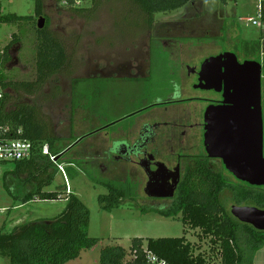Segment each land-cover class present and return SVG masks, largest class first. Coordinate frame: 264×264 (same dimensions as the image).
Here are the masks:
<instances>
[{"label": "rangeland", "instance_id": "rangeland-1", "mask_svg": "<svg viewBox=\"0 0 264 264\" xmlns=\"http://www.w3.org/2000/svg\"><path fill=\"white\" fill-rule=\"evenodd\" d=\"M225 1L228 4L226 9L230 13V20L236 28L229 33L231 29L224 25L227 23L226 17L225 19L220 18L224 21H221L222 28L219 33L213 32L212 27L209 32H204L205 27H201L195 36L191 37L192 35H190L188 38L190 45L183 49V56L187 60L192 58L202 60L223 51H231L244 56L245 47L243 45H252V41L261 38V28L245 21L249 18L258 21L260 0ZM197 4L208 8L212 14L216 13L212 10L214 3L211 0H197ZM2 7L3 15L15 14L35 17L33 0H4ZM176 15V12L157 14L155 22H160L158 27L149 28L142 13L128 0H101L100 7L92 18L78 17L58 4L56 0H44L43 17L48 20L46 21L47 28L65 46L69 64L60 75L52 76L47 84L36 92L28 94L25 90H9L8 93L12 97L10 107L13 108L20 104L41 105L51 103L52 105L58 104V106L59 104H67L68 108L71 76L83 75L87 72L86 67L89 59L126 58L141 55L147 50L146 45L149 44L151 38L157 37L156 31L166 34L168 28L163 24L170 22V20L174 21ZM217 18L219 19L218 15ZM37 22H26L20 25L0 24V77L5 81L34 82L36 80ZM227 33L231 36L226 35ZM158 35L161 34L158 33ZM234 38L237 39L234 40ZM13 39H16L15 43L9 50H6ZM239 42L242 46L239 45ZM5 52L10 57L8 61L4 60ZM60 81L65 85L60 87L57 93H54V88ZM95 85L101 86L104 90L103 84L96 81L80 82L78 88L87 87L91 91ZM109 85L111 89H108L100 97V102L91 111L93 113H90L88 121V113L79 114V119H83V122H78L75 135L71 134L73 138L92 131L93 128L98 127L97 123L99 122L100 124L106 123L105 118L110 121L115 120L134 110L133 106L140 98L138 91L134 93V84L114 82L109 83ZM53 93L57 98L56 101L49 98ZM189 93L193 94L192 91ZM41 113L45 114V120L52 130L55 129L54 117L59 114L62 115L63 121L56 136L59 138V147L65 150L72 137L69 132L70 123L66 122L68 112H61L59 106L58 110L54 109L50 112L45 108ZM129 123L132 122L129 120L110 128L107 130L108 135L105 132L91 135L83 141L81 146L90 143L91 146H95L94 149H97L102 142L110 145L113 137L118 136L122 127H126ZM59 162L58 165L63 167L64 172L62 173L57 166L58 172L56 171L55 181L52 187L46 190L61 192L64 198L69 197L70 193L77 196L90 212V236L101 240L97 247L84 251L79 259L68 264H100L101 249L107 246L125 248L128 252L127 260H131L130 250L134 239L139 238L146 241L147 239L181 238L184 236L195 246L197 254L202 253L206 256L209 264H221L218 251H212L210 240L200 239V230L188 228L179 218H165L151 211L150 204L145 198L144 173L138 168L131 166L119 174L112 171L104 174L97 168L81 166L77 162L75 149L69 152L65 150L64 156ZM10 169H13L11 165L0 166V230L8 219L11 220L6 223L5 231L11 232L18 225L41 219H51L62 213L67 203L65 200L55 202L34 200L28 204L17 202L14 197L20 191L13 192L12 197L3 185V174ZM224 175L230 183H236L234 177L228 173H224ZM8 181L12 188L16 189L17 181L12 177H9ZM102 183L118 187L123 192L119 207L112 211H105L99 204V197L109 194V189ZM222 200L232 214V207L238 205L233 202L231 193L225 191ZM254 259L253 264H264V246L255 254ZM0 264H11V262L7 257L0 255Z\"/></svg>", "mask_w": 264, "mask_h": 264}, {"label": "flooded vegetation", "instance_id": "flooded-vegetation-1", "mask_svg": "<svg viewBox=\"0 0 264 264\" xmlns=\"http://www.w3.org/2000/svg\"><path fill=\"white\" fill-rule=\"evenodd\" d=\"M211 1L214 3L212 10L216 12L215 14L210 13L208 8L200 6L201 4L198 5L197 0L175 11L177 15L174 21L170 20L163 24L168 28L166 34L156 31L157 37L151 38L146 45L147 50L141 55L89 59L87 72L83 75L71 74L69 107L67 108V104H59L61 112H68L66 122L70 123L69 132L72 136L71 134L75 135L78 122H83V119H79V114L88 113V121L90 113H93L91 111L98 106L100 97L111 89L109 83L134 84V93L138 91L140 94L139 100L133 106L134 110L115 120L110 121L105 118L106 123L103 124L98 120V127L93 128L92 131L75 138L72 136L65 150L69 152L75 149L77 162L81 166L97 168L104 174L111 171L119 174L131 166L138 168L144 173L145 198L151 210L170 207L177 198L181 186L186 182L188 174L197 167L201 171H211L225 178L224 173H228L236 182L247 184L236 179L227 169L222 156L227 155L225 141H229L230 134L237 133V126H232V123L237 122L239 118H247L248 115L245 114L249 111H239L238 108L225 104V98L229 95L228 100L235 101L233 92L236 82L221 74L218 66H205L206 61L211 57L231 51H223L202 60L194 58L187 60L183 56V49L190 45L188 38L190 35L195 36L201 27H205L204 32H209L212 27L213 32L219 33L222 28L221 21H224L220 18L226 17L227 23L224 24L226 28L231 30L236 28L230 20V13L227 12V2ZM211 16L213 18L209 19ZM159 23L155 22L154 18L153 23L148 24V27L156 28ZM260 28L261 38L252 41V45H243L244 56L236 55L240 64L245 61H257L262 64L261 107L264 156V21ZM239 45L242 46L240 42ZM137 53L139 54L138 51ZM227 67L229 68L228 65ZM83 81L101 82L104 90L98 85L93 86L91 91L87 87L79 89V84ZM63 85L65 83L61 81L57 83L54 93H57ZM190 91L193 92L192 95ZM54 93L49 97L52 101L57 100ZM31 106L41 111L46 108L50 112L59 109L58 104L51 103ZM62 118L61 114L54 117L55 133L62 124ZM129 120L132 123L122 127L121 132L113 137L110 145L102 142L97 149H94L95 146H91L90 143L81 146L89 136L99 132L108 135L107 130ZM215 123L218 127L214 129ZM210 154L217 156L211 157ZM151 179L154 184L162 188V193L172 196L150 197L146 190Z\"/></svg>", "mask_w": 264, "mask_h": 264}, {"label": "trees", "instance_id": "trees-1", "mask_svg": "<svg viewBox=\"0 0 264 264\" xmlns=\"http://www.w3.org/2000/svg\"><path fill=\"white\" fill-rule=\"evenodd\" d=\"M0 0V24H22L37 22L44 15V0H33L35 17L3 15ZM65 9L78 17L92 18L98 11L101 0H81L75 6L74 0H56ZM68 1V5H63ZM142 13L147 24H152L157 14L178 11L195 0H128ZM36 19V20H35ZM46 21L47 18H45ZM264 21V13H263ZM36 24V23H35ZM38 24V22H37ZM37 78L33 82L5 81L0 77V87L4 98L0 102V124L10 128L11 139H22L34 145L30 159L20 162L2 163L10 166L3 174L5 190L21 204L34 200H66V207L58 216L51 219L31 221L5 231L6 223L0 230V255L7 257L11 264H68L80 258L83 251L97 247L101 240L90 236V212L84 203L74 194L63 198L58 191H47L52 187L59 161L64 151L59 147V138L52 130L45 114L28 104L10 107L12 97L8 91L25 90L36 92L54 75L60 74L68 66V54L63 43L50 32L47 25L40 30L37 27ZM15 37V36H14ZM12 43L6 48L15 43ZM8 61L7 52L3 55ZM49 147V153L43 154V148ZM59 157L55 162L51 158ZM54 171V172H52ZM57 171V172H56ZM17 181L16 189L8 179ZM109 189L108 195L99 197V204L105 211L119 207L123 192L118 187L103 184ZM14 187V188H15ZM225 191H229L232 200L238 206L256 207L264 210V188L252 187L240 182L230 183L227 178L211 171L195 168L186 178L173 204L162 210H151L165 218H179L192 230H200V239H209L212 251H218L221 264H253L255 254L264 246V231L242 223L234 218L222 200ZM153 254L169 264H209L202 253H196L195 246L186 236L181 238L134 239L128 252L121 246L104 247L100 252V264H148L147 257Z\"/></svg>", "mask_w": 264, "mask_h": 264}, {"label": "water", "instance_id": "water-1", "mask_svg": "<svg viewBox=\"0 0 264 264\" xmlns=\"http://www.w3.org/2000/svg\"><path fill=\"white\" fill-rule=\"evenodd\" d=\"M46 26L45 17H40L37 27L42 30ZM218 66L219 72L226 78L236 82L233 96L235 101L228 100L225 104L248 110L247 118H239L232 126H237V133L230 134L225 141L227 155L222 156L227 169L241 182L253 187H264V156H263V124H262V64L257 61L239 63L236 54L226 52L211 57L206 67ZM229 66V68L227 67ZM229 91V90H228ZM255 114V115H254ZM218 125L214 124V129ZM215 143V141H213ZM212 156H217L210 154ZM59 157L56 158V161ZM156 186V190H155ZM154 191H157L154 193ZM146 193L150 197L167 198L172 194L162 193V188L151 179ZM233 216L240 222L249 224L259 231H264V210L256 207L233 206Z\"/></svg>", "mask_w": 264, "mask_h": 264}, {"label": "built area", "instance_id": "built-area-1", "mask_svg": "<svg viewBox=\"0 0 264 264\" xmlns=\"http://www.w3.org/2000/svg\"><path fill=\"white\" fill-rule=\"evenodd\" d=\"M75 6L81 5V0H74ZM63 5H68V1H64ZM263 13H264V0H260L258 6V21L253 18H249L245 20L249 24H253L254 26H261L263 22ZM4 98V92L0 87V102ZM10 128L2 126L0 124V164L8 163V162H20L24 160H28L32 157L34 152V145L22 139H11L9 137ZM49 153V147L45 146L43 148V154L47 155ZM53 162H55V158H51ZM56 163V162H55ZM1 166V165H0ZM59 166V165H58ZM59 169L63 173V167L59 166ZM148 264H169L163 259L158 258L153 254H149L147 257Z\"/></svg>", "mask_w": 264, "mask_h": 264}, {"label": "crops", "instance_id": "crops-1", "mask_svg": "<svg viewBox=\"0 0 264 264\" xmlns=\"http://www.w3.org/2000/svg\"><path fill=\"white\" fill-rule=\"evenodd\" d=\"M232 32V30H230V32L229 33H231ZM229 35V37L231 36L230 34H228ZM224 37V36H223ZM237 37V36H236ZM69 193V192H68ZM64 198V197H63ZM62 200H64V199H62ZM39 202H55V201H40V200H38ZM65 202H66V200H65ZM11 220V219H10ZM9 219L6 221V223L8 222V221H10ZM84 252V251H83ZM82 252V253H83ZM81 257V256H80ZM255 260V259H254Z\"/></svg>", "mask_w": 264, "mask_h": 264}]
</instances>
